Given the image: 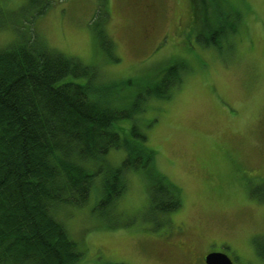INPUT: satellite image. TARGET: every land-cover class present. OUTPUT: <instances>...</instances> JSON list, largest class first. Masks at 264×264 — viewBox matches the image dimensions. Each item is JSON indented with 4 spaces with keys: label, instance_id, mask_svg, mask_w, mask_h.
Returning a JSON list of instances; mask_svg holds the SVG:
<instances>
[{
    "label": "rangeland",
    "instance_id": "1",
    "mask_svg": "<svg viewBox=\"0 0 264 264\" xmlns=\"http://www.w3.org/2000/svg\"><path fill=\"white\" fill-rule=\"evenodd\" d=\"M194 1L207 15L198 39L218 24L215 31L231 23L234 33H214L221 41L209 46L183 34ZM26 37L87 66L80 83L93 94L112 101L117 93L129 112L117 121L120 133L137 145L133 130L146 136L181 202L155 208L140 168L124 172L113 209L104 203L105 171L126 154L111 148L85 204L57 213L81 251L74 264H199L209 249L236 264H264L254 244L264 236V0H0V48ZM174 59L184 63L180 80L167 97L149 94L177 75L168 69Z\"/></svg>",
    "mask_w": 264,
    "mask_h": 264
},
{
    "label": "trees",
    "instance_id": "2",
    "mask_svg": "<svg viewBox=\"0 0 264 264\" xmlns=\"http://www.w3.org/2000/svg\"><path fill=\"white\" fill-rule=\"evenodd\" d=\"M216 3L227 9L222 11L237 12ZM196 8L195 3L192 22L183 34L198 39L207 15L196 13ZM220 25L207 38L201 34L199 42L218 45L221 39L212 38L214 33H234L231 23L215 31ZM228 40L226 46L232 43ZM172 61L168 69H177V75L165 82L162 77L149 94L167 97L180 80L184 63ZM88 70L35 38L11 39L0 48V264H74L80 258L81 251L57 213L85 204L101 169L99 161L111 148L124 146L126 154L119 166L105 171L104 203L124 191V172L147 168L154 207L169 212L181 204L178 188L157 170L146 136L133 130L141 142L137 145V138L127 141L124 131L120 133L117 121L129 112L122 109L117 93L112 90L111 101L90 92V82L80 83ZM134 145L143 147V156ZM156 191L160 193L154 199ZM254 244L256 254L264 258V236Z\"/></svg>",
    "mask_w": 264,
    "mask_h": 264
},
{
    "label": "water",
    "instance_id": "3",
    "mask_svg": "<svg viewBox=\"0 0 264 264\" xmlns=\"http://www.w3.org/2000/svg\"><path fill=\"white\" fill-rule=\"evenodd\" d=\"M204 261L206 264H232L229 256L221 251L207 253Z\"/></svg>",
    "mask_w": 264,
    "mask_h": 264
},
{
    "label": "flooded vegetation",
    "instance_id": "4",
    "mask_svg": "<svg viewBox=\"0 0 264 264\" xmlns=\"http://www.w3.org/2000/svg\"><path fill=\"white\" fill-rule=\"evenodd\" d=\"M176 232H180V231H182V230H178V229H176L175 230ZM171 243H172V245H175V247H177V246H180L181 247V249L183 248V246H182V243L181 242H176V241H171ZM212 250H208V251H204V252H202V253H199L198 255H199V261H198V263L199 264H205V262H204V257H205V255L207 254V253H209V252H211ZM219 251V250H218ZM189 257H190V259H191V257H192V255H191V253H190V251H189ZM231 258V257H230ZM195 259V257L193 258V261H195L194 260ZM232 259V258H231ZM232 263L233 264H236L235 263V261L232 259Z\"/></svg>",
    "mask_w": 264,
    "mask_h": 264
}]
</instances>
